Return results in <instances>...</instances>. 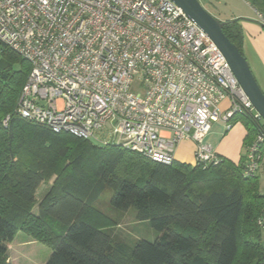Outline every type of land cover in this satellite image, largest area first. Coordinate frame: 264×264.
<instances>
[{"label": "built area", "instance_id": "2783aa9c", "mask_svg": "<svg viewBox=\"0 0 264 264\" xmlns=\"http://www.w3.org/2000/svg\"><path fill=\"white\" fill-rule=\"evenodd\" d=\"M0 42L31 65L19 113L55 134L165 165L192 141L196 165H207L218 162L204 145L213 123L264 122L223 52L171 0H0ZM263 153L258 127L247 175Z\"/></svg>", "mask_w": 264, "mask_h": 264}, {"label": "trees", "instance_id": "16d2710c", "mask_svg": "<svg viewBox=\"0 0 264 264\" xmlns=\"http://www.w3.org/2000/svg\"><path fill=\"white\" fill-rule=\"evenodd\" d=\"M246 2L264 15V0ZM240 21H227L224 32L244 54ZM30 71L0 42V264H10L9 245L20 232L51 249L46 264H264V194L256 174L247 175V154L238 164L218 156L207 165H165L118 145L55 134L18 111ZM242 117L254 124L246 126L249 151L264 122ZM107 190L112 208L135 209L161 237L132 249L115 242L105 227L111 222L90 217L102 216L95 207Z\"/></svg>", "mask_w": 264, "mask_h": 264}, {"label": "rangeland", "instance_id": "374dc122", "mask_svg": "<svg viewBox=\"0 0 264 264\" xmlns=\"http://www.w3.org/2000/svg\"><path fill=\"white\" fill-rule=\"evenodd\" d=\"M199 1L211 15L222 22H227V18L233 14L237 16H256L253 8L246 2V0ZM239 123L242 124L246 130L247 127L250 131L254 129V124L250 121H247L240 115L236 116L235 119L230 121L232 127H235ZM229 132L230 130L227 129L226 124L223 122L219 121L213 123L212 129L210 131V141H205L204 145L207 146L208 144L209 146L213 147L214 151H217L218 145L225 138V136L229 134ZM261 162L262 163L260 164V168L256 173V177L259 181V193L262 195L264 194V160H261ZM192 166H196V157L195 165ZM54 179H51L49 182H45L41 185L37 195L38 200L41 199L47 188L53 184ZM112 195L113 192L111 190H107L96 204L95 208L102 216L99 217L93 213L90 217H92L94 220L96 218L102 222H111V225L107 224L105 227L107 229H113L112 236L115 242H121L132 249L141 240L155 242L161 237V234L152 229L148 222H139L137 220L135 209H130L127 212H121L112 208L110 205V199ZM35 211H37V208ZM24 237L27 238L28 236L20 232L16 237L15 242H12L9 245L10 255L8 258H10L15 264H33V262L35 264H41L42 262H47L52 253L51 249L40 242L34 241L33 239L32 240L35 243L28 247H26L27 245H24V247L17 245L19 239Z\"/></svg>", "mask_w": 264, "mask_h": 264}, {"label": "crops", "instance_id": "0c3cea01", "mask_svg": "<svg viewBox=\"0 0 264 264\" xmlns=\"http://www.w3.org/2000/svg\"><path fill=\"white\" fill-rule=\"evenodd\" d=\"M232 19H241L240 25L244 33L243 52L246 58L249 60L252 70L264 92V28L258 23L257 16H237L233 14L232 16L228 17L226 21ZM228 105V101L223 102L222 109H227ZM246 136V128L239 123L235 127L230 128L229 134L226 135L225 138L220 142L217 151H214L212 146L211 148L216 155L225 157L238 164L248 152V148L244 145ZM207 140L210 141V132L207 134L204 143ZM196 148V143L192 141H185L181 143L175 151L176 161L180 163L195 165ZM262 160H264V157ZM50 187L51 185L47 188L40 200H38L37 198L38 192L40 190L38 189L36 194L37 203H40L42 201L45 195L49 192ZM15 240L13 241V243L15 242ZM17 243V245L19 246L24 247V245H27L26 247H28L35 242L30 237H24L20 238ZM9 255L10 251L8 250V256ZM9 263L15 264L10 258ZM33 264L35 263L33 262ZM41 264H46V262H42Z\"/></svg>", "mask_w": 264, "mask_h": 264}, {"label": "water", "instance_id": "95a60500", "mask_svg": "<svg viewBox=\"0 0 264 264\" xmlns=\"http://www.w3.org/2000/svg\"><path fill=\"white\" fill-rule=\"evenodd\" d=\"M191 18L219 47L228 60L231 69L245 90L253 106L264 120V92L246 56L224 32L227 22L211 15L199 0H171Z\"/></svg>", "mask_w": 264, "mask_h": 264}]
</instances>
